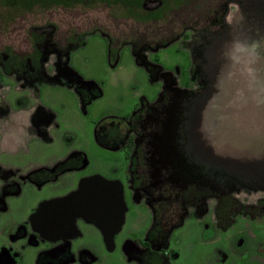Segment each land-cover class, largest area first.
Listing matches in <instances>:
<instances>
[{"label": "rangeland", "instance_id": "rangeland-1", "mask_svg": "<svg viewBox=\"0 0 264 264\" xmlns=\"http://www.w3.org/2000/svg\"><path fill=\"white\" fill-rule=\"evenodd\" d=\"M263 81L264 0H0V166L71 169L9 199L0 252L36 264L41 241L70 238L97 264H152L140 241L155 218L169 222L165 264H264ZM143 110L136 172L96 129L123 133L110 124ZM129 238L149 256L127 260Z\"/></svg>", "mask_w": 264, "mask_h": 264}, {"label": "flooded vegetation", "instance_id": "flooded-vegetation-1", "mask_svg": "<svg viewBox=\"0 0 264 264\" xmlns=\"http://www.w3.org/2000/svg\"><path fill=\"white\" fill-rule=\"evenodd\" d=\"M135 112L131 117L133 118L129 123H112L110 124L111 127H123V136L121 139H118L119 141H123V145H126L129 150L131 151L133 165L131 168V171H138L140 169V165H138V159L134 158V155L136 153V149L138 146L137 143V136L135 133H137V129L139 127V123L141 121V118L144 116V112ZM112 132L116 131L114 129L110 130ZM127 137H133L135 140L134 143L130 144L127 141ZM59 166V167H58ZM58 167V168H55ZM71 169L67 167V163L63 162L59 165H53V166H41L36 168V170L32 171L30 175H24V176H18L14 175V173L4 170L0 166V212L6 211L7 209V202L9 199H13L14 197H18L21 193V190L25 186H34L36 189H40L44 187L47 184H51V182H54L57 179V175L61 173H65L70 171ZM139 179V177H136ZM161 182L163 181L160 180ZM132 182V181H131ZM137 180H133V183L131 185V189L134 192V195L136 197V191H143L146 192V189H138L139 182ZM121 184V183H120ZM120 186V185H119ZM130 189V187H128ZM124 189V188H123ZM130 189V190H131ZM116 189H114L112 192H114ZM125 191V189H124ZM143 192L139 193L141 194V200L137 201L139 203H145L148 208L151 210L155 217V211L152 206L146 203V201L143 200L144 194ZM124 194V192H123ZM38 208V207H37ZM163 209V208H162ZM37 210V209H36ZM164 210V209H163ZM164 212V211H163ZM165 213V212H164ZM157 217V216H156ZM125 221V218H124ZM82 220H79V223H81ZM124 223V222H123ZM168 219H163L159 222H153V228L147 233L146 239L143 241H140L137 238H129L125 239L124 245H123V253L127 260L130 262L135 261L136 257L145 255L149 256V254H145V250L142 248V246H139L137 244H132L131 241L139 240L140 243L147 242L148 246H150V250L154 254H150L152 256V264H165L166 262V255L164 254L165 249L167 247V240H168ZM178 226V225H177ZM177 226H174L177 227ZM121 233V232H120ZM118 229L116 227H107V229L104 232H101V236L103 239V244L105 247V251L108 253H112L116 250V242L117 238L119 236ZM23 234L18 235L14 237L13 239H18L22 237ZM75 235V234H74ZM39 238V236L36 234V238ZM75 236L72 238L74 239ZM40 239V238H39ZM58 240V242L56 241ZM52 242H44L48 245V248L43 249L40 251L36 264H97L98 257L92 250L87 249H81L77 253H72V248L74 247L73 241H69L70 238H62V239H56ZM37 239H36V246H37ZM145 244V243H143ZM13 250V249H12ZM161 254L160 260L155 259L154 256L157 254ZM15 263V260L12 258L11 255L7 254V251L0 252V264H13Z\"/></svg>", "mask_w": 264, "mask_h": 264}, {"label": "trees", "instance_id": "trees-1", "mask_svg": "<svg viewBox=\"0 0 264 264\" xmlns=\"http://www.w3.org/2000/svg\"><path fill=\"white\" fill-rule=\"evenodd\" d=\"M93 0H68L72 6H75L77 4H83L87 5V2H92ZM163 14V13H161ZM160 15L158 14H152L148 18H143V21H154V20H159ZM123 136L122 133H115L112 131L105 130L101 125H99L96 129V140L97 142L104 148L107 149H116V143L119 142L118 139H121ZM127 141L132 144L134 143L133 137H127Z\"/></svg>", "mask_w": 264, "mask_h": 264}, {"label": "water", "instance_id": "water-1", "mask_svg": "<svg viewBox=\"0 0 264 264\" xmlns=\"http://www.w3.org/2000/svg\"><path fill=\"white\" fill-rule=\"evenodd\" d=\"M117 187L119 188V194H118V202L121 204V208H122V217H121V222L123 224L124 222V215H125V211H126V206L124 203V197H123V188L122 185L120 183H117ZM120 185V186H119Z\"/></svg>", "mask_w": 264, "mask_h": 264}, {"label": "clouds", "instance_id": "clouds-1", "mask_svg": "<svg viewBox=\"0 0 264 264\" xmlns=\"http://www.w3.org/2000/svg\"><path fill=\"white\" fill-rule=\"evenodd\" d=\"M251 47L255 51L258 48V45L255 42H253Z\"/></svg>", "mask_w": 264, "mask_h": 264}, {"label": "crops", "instance_id": "crops-1", "mask_svg": "<svg viewBox=\"0 0 264 264\" xmlns=\"http://www.w3.org/2000/svg\"><path fill=\"white\" fill-rule=\"evenodd\" d=\"M264 82V81H263ZM263 86H264V84H263ZM47 111H44V113L48 116L49 114L48 113H46ZM11 148V147H10ZM8 149H9V147H8Z\"/></svg>", "mask_w": 264, "mask_h": 264}]
</instances>
